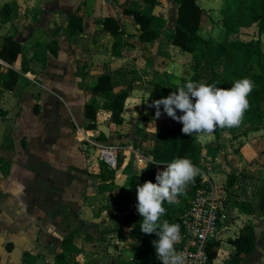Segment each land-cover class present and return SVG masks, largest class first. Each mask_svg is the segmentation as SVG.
Returning a JSON list of instances; mask_svg holds the SVG:
<instances>
[{"label":"crops","instance_id":"1","mask_svg":"<svg viewBox=\"0 0 264 264\" xmlns=\"http://www.w3.org/2000/svg\"><path fill=\"white\" fill-rule=\"evenodd\" d=\"M197 1L204 9L205 17L212 15L214 10H221L224 4V0ZM213 1L215 5L219 4L218 8L211 7ZM8 2H14L15 7L9 22H3L0 15V50L2 38L7 35L17 40L22 48L14 64L0 58V75L6 74L9 68L19 73L18 83L13 88H4L0 78V167L9 175L8 183H1L0 178V189L3 188L4 203L11 206L10 209L17 207L15 212L4 214L5 223L9 220L18 224L11 216H22L24 205L23 216H41L42 219L35 218L41 224L49 217L39 241L46 249L55 246L49 251L58 256L65 253L67 259L65 257L56 264H70V261L85 264L90 262L87 261L88 253H84L86 248L84 251L74 242L63 247L58 245L60 242L51 244L53 238L58 239L62 229L66 231L64 236L75 232L86 242H95L98 235L96 228L91 230V227L102 221L101 216H107L108 208L113 210L117 223L112 220L110 224L106 223L103 235L124 237L129 226H133V234H136L135 223L124 225L119 217L134 212L141 223L143 217L137 212V186L142 185L140 173L150 162H156L157 172L166 169L167 163L159 161L165 141L175 127L183 128L181 122L163 112V106L162 115L155 119L156 109L151 106L158 100L151 96L156 83L169 85L194 75V57L191 61V53L171 43L172 31L168 30L174 23L173 14L177 13L181 0H173L172 4L171 0H161L154 9L168 19L167 27L154 44L140 41V25L133 16L125 13L127 9L144 7L143 0H0V8ZM105 17L119 19L126 34L114 37L111 31L105 30L98 21ZM202 46V43L198 44L199 49ZM206 68L213 70L218 79L221 77L222 71L217 75L213 64L207 63L202 69ZM201 71V83L206 84L208 80H204ZM107 73L112 75L113 89L126 94L123 123L115 124L112 111L102 107L97 111V127L88 129L86 104L96 95L92 87L98 83L100 75ZM98 98L103 104L104 99ZM177 114L182 115L179 110ZM100 134L107 140L115 135L119 141L116 144L122 146L123 155L120 157L119 153L117 168H110L98 160L96 143L101 142L93 137ZM221 142L227 143L226 146L220 145ZM89 144L95 149V155L90 153L88 156L86 147ZM196 151L204 168L194 165L215 186L226 184L229 174L235 172L238 175L231 188L239 194L238 201H243L246 198L243 190L247 188L244 193L250 195L248 188H252L244 173L250 172L249 169L254 171L258 166L257 169L263 171L260 178L264 179V164L257 165L253 160L257 153L264 151V120L258 124L247 122L234 132L215 130L212 135L197 139ZM62 158L70 161L65 164L75 173L66 170L69 178H73V186H66L60 179V173L65 172L60 171ZM81 162L87 163L88 168L80 166ZM81 173H87L83 181L79 176ZM71 187L81 190L82 195L84 193L81 202L69 199ZM102 193L112 194L114 198L102 199ZM228 206L230 211L225 214L224 222L231 234L229 237L235 239L242 233L256 236L255 249L242 255L238 264H264V228L252 229L248 223L250 217L241 216L245 213L237 212L239 207L234 201L228 202ZM168 216L166 212L161 220H174ZM262 218L264 216H259ZM58 220L65 223L56 226L54 223ZM256 222L260 223L253 219V223ZM15 227L9 232L11 236L24 233L20 230L22 226ZM138 231L139 237L127 234V238L140 242L149 236L140 228ZM33 233L22 234L23 240L21 238L19 243L15 239L10 241L8 245L13 244V248L6 245V250L0 254V264H38L37 256L27 248L37 242ZM49 238L52 239L50 242ZM225 244L230 247L223 256L229 255L221 264H226L236 251L231 243ZM26 251L32 255L24 256Z\"/></svg>","mask_w":264,"mask_h":264},{"label":"trees","instance_id":"2","mask_svg":"<svg viewBox=\"0 0 264 264\" xmlns=\"http://www.w3.org/2000/svg\"><path fill=\"white\" fill-rule=\"evenodd\" d=\"M144 7L137 9H127L125 13L133 16L140 25L138 37L141 42L156 43L163 30L167 27V19L164 16L155 15L154 9L161 3V0H143ZM15 3L8 2L0 8V15L3 16V22H9L12 19ZM222 18L221 34L222 38L217 39L214 36H205L202 32V24L204 23V9L199 5L197 0H181L177 5V13L175 21L168 29L172 31L171 43L183 51L193 55L192 63L194 75L188 78H181L180 84H185L191 80L201 83L200 71L207 63L214 66L222 67L221 77L218 79L213 76L206 84H216L217 87L230 88L237 79L249 78L254 82V90L248 97L251 107L246 111L242 123L238 127L217 128L216 131L234 132L241 125L249 122L253 124L262 123L264 120V43L261 35L264 34V0H224V4L220 10ZM104 25V29L111 31L114 37L125 35L122 29L120 20L116 17H105L98 20ZM257 26L258 38H252L247 41L232 40V37L238 36L243 29ZM131 37L130 35L128 38ZM203 46L199 49L198 44ZM22 46L20 43L10 36H3L2 48L0 50V58L10 64H14L18 55L21 52ZM112 75L101 74L98 83L92 87L96 95L86 104L85 117L89 121L86 124L88 129H95L97 111L105 107L112 111V121L115 124H122V112L125 105L126 94L119 93L113 89L110 84ZM1 83L4 88H13L14 84L18 83L19 73L12 68L8 69L6 74H1ZM173 91H178L175 84L169 85L156 83L152 90L151 96L153 99H161L167 97ZM98 97L104 99L101 104ZM178 115V114H177ZM103 140H107L104 135H101ZM195 135L185 134L181 127H175L171 136L165 141L164 148L161 153L160 162L170 163L175 158H188L193 164L204 168L201 165V156L196 151ZM102 142V141H100ZM105 143V142H102ZM132 162L130 163V167ZM157 164L150 162L142 170L140 179L142 184L148 180L156 182ZM238 175L234 172L228 175L227 185L233 187ZM204 185L203 177L198 175L195 183L188 185L186 193L188 199L194 197L199 188ZM177 201L173 205L164 203L166 212L170 215L169 218H174L172 223L180 225V230L183 229L180 216L186 208H182V202ZM181 207V208H180ZM171 212L173 214H171ZM173 215V216H172ZM139 215L134 212H128L119 217L122 224L135 223L134 232L140 228L138 223ZM76 238L75 232H71L62 239V247L68 242H74ZM158 235L154 232L149 234L147 238L142 239V254L136 264H162L157 259L156 249L153 241L158 240ZM230 243L235 247L236 251L230 256L226 264H238L242 255L251 253L256 247V236L254 233H242L235 239H230ZM10 249L13 244L8 245ZM220 246V243L218 244ZM178 249V244L175 245ZM216 251L211 254L213 259L216 256ZM32 255L26 251L24 256ZM98 261V260H97ZM85 264H92L86 262ZM96 264H104L97 262Z\"/></svg>","mask_w":264,"mask_h":264},{"label":"clouds","instance_id":"3","mask_svg":"<svg viewBox=\"0 0 264 264\" xmlns=\"http://www.w3.org/2000/svg\"><path fill=\"white\" fill-rule=\"evenodd\" d=\"M174 84L178 91L152 102L155 119L162 115L163 106V112L183 124V133L196 134L197 139L212 135L218 127L240 126L251 107L248 97L255 87L249 78L237 79L230 88L191 80L185 84L177 80ZM177 110L182 115H177ZM200 174V169L188 158H175L165 170L157 172L155 183L148 180L137 186V212L143 217L140 229L145 234L158 235L153 244L162 264H185L184 254L175 247L181 239L180 225L161 220L166 213L163 205L177 203Z\"/></svg>","mask_w":264,"mask_h":264},{"label":"rangeland","instance_id":"4","mask_svg":"<svg viewBox=\"0 0 264 264\" xmlns=\"http://www.w3.org/2000/svg\"><path fill=\"white\" fill-rule=\"evenodd\" d=\"M172 1L173 0H171V4H172ZM211 3H212L211 7H213L214 9L218 8L219 4L215 5L216 4L215 1H213ZM154 12H155L154 13L155 15H160V16L162 15L163 16V14L159 11H154ZM173 16H174L173 18L175 21L176 12H174ZM204 18H205L204 23L202 24L203 34L205 36H214L217 39H221L222 38L221 28H222L223 16L220 12V9L214 10L212 15H208V17H204ZM167 21H168V19H167ZM258 36L259 35H258V31H257V26L254 25L251 28L243 29L238 36L232 37V40L238 39V40L247 41V40H250L252 38H258ZM261 39L264 43V34L261 35ZM191 58L192 59H190V60L192 61L193 60L192 55H191ZM215 69H216L217 75H220V72L222 71V67L220 65H217V66L215 65ZM211 73L213 75H211ZM201 74H202V77L204 75V80H210L212 78V76H215L214 71L210 70L209 68L208 69L206 68L205 70L202 69ZM93 138H95V141L96 140L99 142L102 141V142H105L108 144H116V142H119L116 139L115 135H112L110 137V140L108 139L106 141L102 139L101 134L95 135ZM226 144L227 143H225V142H221L220 145L226 146ZM89 145L90 146L86 147V150L88 152V156L90 153L95 155V149L93 150V148H92L93 146L91 144H89ZM122 145H124V144H122ZM119 153H120V157H121L123 155V149H120ZM62 160L64 162H63V165L60 166V168L62 169L60 171H65V172L60 173V179H61V181H63V183L64 182L66 183V186L68 184L73 186V184H72L73 178L72 177L69 178V174L67 175V172L75 175V173L71 172L72 170L70 168L68 169L66 166V164L68 165V163L70 161H68V160L65 161L63 158H62ZM253 160L257 163V165L264 164V151L257 153V156ZM86 165H87V163H86ZM86 165L84 162L83 163L81 162V164H80V166H84L85 168H88V165L87 166ZM201 165H202V163H201ZM84 167H82V169H84ZM257 168H258V166H257ZM257 168L255 169L256 171L249 169L250 172L244 173V175L248 176L249 181H251L249 186H251L252 188H250V189L248 188V191H251L250 195L244 193L245 191H247V188H245L243 190V192H242L243 197L244 196L246 197L245 200H243V201H240V202L238 201L237 197H239V194L235 193L233 188L228 187L226 181H225L226 184L223 183L224 186L221 183H219V184H221V185H219L221 187H217V186L216 187H217V191L219 192V194L221 195V198L223 200V211L222 212L224 215L226 213L228 215V212L230 211V207L228 206V202L234 201L235 203H237V205L239 207L237 212L239 213V211H240L241 213H245V215L240 214L241 216H249L250 217V219L248 220L250 222H248V223L251 225L252 229L257 228L258 230H260V229L264 228V219L263 218L259 219V216H264V179L260 178L263 171L258 170ZM66 170H67V172H66ZM131 171L132 170L130 169V172ZM86 175H87V173L79 174L81 181L86 179ZM200 175H202V174H200ZM8 176L9 175H7L6 172L3 173L2 167H0V178H2L1 183H4V182L8 183L9 182L8 181L9 178H7ZM132 178H135V176L133 175ZM213 179H215V178H213ZM131 180H133V179H131ZM75 189H76V187H71V190H72L71 195L69 196L68 195L69 193H67V195H68L70 200L74 201L76 199L79 202H81L80 199H82L84 197V193L82 195L81 190H78V189L75 190ZM2 194H3V188L0 189V197H1V199H0V254L4 250H6L5 247H6V245H8V243L10 241L15 239L14 241L19 243V240L23 237V235L25 233L32 231V232H34L33 235L37 239L36 240L37 242H33L34 244L32 246L28 245L27 248H30V252H34V255L37 256L38 264H45L46 262H47V264H56V263H60L61 261H63L65 257L67 259V256L65 255V253L58 256V255L49 251V249L54 248L55 246L52 247V245H51L50 248L46 249L43 246V244L40 243V241H39V238H40L39 235L43 232V230H44L43 227L46 226V221L49 217H46L47 219H44L43 223L41 224L38 219L35 220V218H37V217L42 219L41 216H37V217L36 216H23V212H24L23 208H25V205H24L22 207V216H21V214L19 215L16 213L15 214L17 216H11L12 221L14 222L16 220L14 223H18V224L14 225L13 223H10L9 220H7L5 223V220H6L5 217L6 216H4V214H8L11 211L15 212V209L17 207L10 209L11 206H7L4 203V201L2 200ZM102 194H104V193H102ZM187 195H188L187 193L184 195H181L180 199L182 202V208L180 207L181 208L180 211L183 210V208L185 209L189 205L190 199H188ZM85 196H86V193H85ZM106 198L108 200H112L114 198V196L112 194L107 193V194L103 195L102 199H106ZM178 201H180V200H178ZM77 205H79V204H77ZM101 210H100V212H101ZM7 217L9 218V216H7ZM16 217H18V218L15 219ZM29 217H30V219H28ZM95 217H100V216H95ZM101 217L103 218L102 221H100V223H93V225L94 224L95 225L91 227V230H94V228H96L95 230H96V233L98 235V236L95 235L96 236L95 242H92V243L86 242L83 238L76 235V238L74 240V244L81 246L83 250H84V248H86L87 251L84 250L85 251L84 253H88L87 261H90V263H92V264H96L97 262H101L104 264H136L139 261L140 256L142 254V249H143L142 248V241L137 242L136 239H130L129 240V238H127V234L129 235V237H134L133 235H136L137 237H139L140 232L138 231L137 234H133V226H129V227H126V229H125L126 235H124V237L120 236V235L118 237L116 235L109 237V235H108L109 233H107L106 235H103V232H105V230H106L105 226L107 227L106 223L110 224L111 220L113 221V223H117V221H116L117 218L115 216H113V210L111 208H108L107 216H101ZM253 219L258 220V222L260 221V223H257V222L253 223ZM168 221L170 223H172L173 219L168 220ZM62 223H65V222L61 221V223H60V220H58L54 224L58 225V224H62ZM96 224H98V225L96 226ZM244 224L247 225V223H244ZM7 225L9 226V228L5 229V227ZM15 226H18V227L22 226V227H20V230H22L24 232V233H22L23 235L20 234V236H17V235L11 236L9 234L11 229L16 228ZM228 231L224 230V231L220 232L219 236H218L222 240L220 257L223 256L225 251L228 250L230 247L228 244H225V243L226 242L230 243V239H233L232 237L231 238L229 237V235H231V234H229L230 232H228ZM60 233H62V234L60 235ZM65 233H66V231H62V229H60L59 235L57 236L58 239L53 238L54 241H51L52 239L49 238L48 240H49V242L51 241V244H53V243L55 244V242H60V243H58V245L59 244L61 245L62 239L66 236V235L64 236ZM111 233H113V231H111ZM22 240H23V238H22ZM117 240L118 241L121 240L124 243H122V242L117 243ZM65 245H67V243ZM67 248H68V246H67ZM80 258L82 260L83 257H80ZM68 260H69V258H68ZM70 264H78V263L74 262V261H70Z\"/></svg>","mask_w":264,"mask_h":264},{"label":"built area","instance_id":"5","mask_svg":"<svg viewBox=\"0 0 264 264\" xmlns=\"http://www.w3.org/2000/svg\"><path fill=\"white\" fill-rule=\"evenodd\" d=\"M96 145L98 160L110 168H117L122 146L108 143ZM201 174L204 185L190 199L188 208L180 216L183 229L180 230L177 250L184 254L185 264H221L229 255L220 257L222 240L218 236L228 228L222 212L223 200L209 177L203 172ZM215 251L216 256L212 259L211 254Z\"/></svg>","mask_w":264,"mask_h":264}]
</instances>
